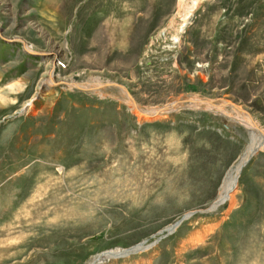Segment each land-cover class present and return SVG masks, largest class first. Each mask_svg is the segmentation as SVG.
<instances>
[{
    "label": "rangeland",
    "instance_id": "obj_1",
    "mask_svg": "<svg viewBox=\"0 0 264 264\" xmlns=\"http://www.w3.org/2000/svg\"><path fill=\"white\" fill-rule=\"evenodd\" d=\"M177 11L0 0V264H89L150 244L101 264H264V150L211 209L249 144L234 113L189 105L145 120L117 86L145 108L229 101L264 131V0L202 1L180 43ZM96 82L124 97L66 84Z\"/></svg>",
    "mask_w": 264,
    "mask_h": 264
},
{
    "label": "bare ground",
    "instance_id": "obj_2",
    "mask_svg": "<svg viewBox=\"0 0 264 264\" xmlns=\"http://www.w3.org/2000/svg\"><path fill=\"white\" fill-rule=\"evenodd\" d=\"M202 1H204V0H178L177 16L181 22L180 23L178 22V24H177V20L175 17L172 18L170 21V28L174 29V34H173L174 42L180 43V41H181V38H180L181 34L180 33H182L185 30L189 19L192 17L194 11L196 9H198V7ZM28 45L25 44V49L27 51H31V47H33V46H31V45L28 46ZM51 63L52 64L55 63L56 67L58 66L57 59H55V60L53 59V61ZM47 74H48V71H47ZM45 78L46 77H43V79L38 83V85H37V91L38 92H39V89H43V91H46L49 88V86H53L54 84L57 83V80L54 76V71H52L50 73V77L48 80ZM46 81H47V83H46ZM66 84L68 86H70V88H73V89L77 88V89H81L84 91L85 90L94 91V94L99 95L100 97L112 96V95H110L109 91H114L116 94L119 95V97H124L122 92H120V91H116L114 89L104 88V86H106V84H103L101 82H96L94 84L81 83L80 84L81 86L78 83H75V84L74 83H66ZM117 86L121 87L128 94L127 102L129 104L134 105V107L136 108L139 115H141L140 118L145 119V120L150 118V117H154V116H156L157 119H159L160 116H162V117L166 116L169 113L179 111L183 108L190 109L191 107L189 105L194 106V107L196 106V108H197V107H200V105L205 104V106L204 107L201 106V108H205L209 111L212 110L213 112H219L220 111L222 113H226L227 115H233V113H234L237 121L239 123H241L247 129L249 144H248L247 150L240 157L239 161L237 163H235V165L230 169L227 177L224 180V184L222 186L220 196L215 201V203L217 201L223 199V198H224V200L222 201L221 204L225 203L226 201H231L233 199V197H234L233 193L235 192V190L237 188V184L239 182L238 179L240 176V172H241L242 168L245 166V163L257 151L264 150V131L259 128L257 123L250 117V115L247 114V112H245L241 107H237V108L234 107L235 110H232V111L229 110L228 107H230L231 105L234 106V104L229 102V101L219 100V101H215V102H210V101L204 102V101L200 100V98L197 96L191 97V98L184 100V101L183 100L178 101V102L175 101L171 105L165 106L163 109L160 107L145 108V107H141V106H138L136 104H133V98L131 99V97H129V91L127 90L126 87L121 86V85H117ZM38 92H36V94ZM76 92H78V91H76ZM76 92H74V93H76ZM29 102H30L29 104H31L32 101H29ZM215 203L211 209L217 208V205H215ZM184 216H185L184 219L180 220V225H182L181 223H183L185 220L189 219L191 217V214H186ZM175 224L170 225L165 230L167 232H171L170 231L171 229H172V231H174L175 228L178 227V226H175ZM153 244H155V243H153ZM151 245L152 244H150L148 246H142L141 245V246L135 247L134 250L129 249L130 252L125 250L126 253L123 251L109 252L107 255H105L103 257H100V258L97 257L94 261H92L89 264H101L104 262H108V260H110V259H118V258L122 257L124 253L126 255H128L130 253L137 252L138 250L139 251L146 250ZM0 252H1V250H0Z\"/></svg>",
    "mask_w": 264,
    "mask_h": 264
},
{
    "label": "water",
    "instance_id": "obj_3",
    "mask_svg": "<svg viewBox=\"0 0 264 264\" xmlns=\"http://www.w3.org/2000/svg\"><path fill=\"white\" fill-rule=\"evenodd\" d=\"M223 200H224V198L221 199V200H219V201H217V202L215 203V205H220V204L222 203ZM189 214H193V212H190ZM179 224H180V221L177 222V223L175 224V226H178ZM173 229H174V228H173ZM170 231H172V229H171ZM129 249H133V248H132V247H131V248H127V250H129ZM107 254H108L107 252H103V253L99 254L98 257L100 258V257H103V256H105V255H107Z\"/></svg>",
    "mask_w": 264,
    "mask_h": 264
}]
</instances>
